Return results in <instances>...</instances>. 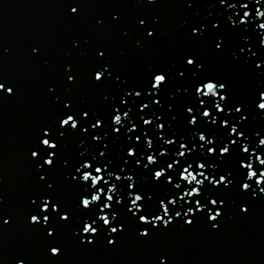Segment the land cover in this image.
<instances>
[{"label": "snow or ice", "instance_id": "snow-or-ice-1", "mask_svg": "<svg viewBox=\"0 0 264 264\" xmlns=\"http://www.w3.org/2000/svg\"><path fill=\"white\" fill-rule=\"evenodd\" d=\"M150 3H154L155 0H149ZM242 7L244 9L248 8L247 4L242 5ZM71 11L73 13L77 12L76 8H72ZM257 14H259V19L264 18V11H261L260 9H257ZM244 19H241L239 21V23L241 25H247L248 20L250 18V13L248 11H244ZM258 19V17H257ZM143 21H141V24L143 25ZM214 28H217L218 25H213ZM258 28L261 31H264V23H260L258 25ZM193 34H195V30L193 32ZM149 36L154 35L153 32H149L148 33ZM261 45L264 46V39L261 40ZM217 49L220 48V44L218 43L216 45ZM101 57L103 56V53H100ZM186 66L188 69H194V72L191 74L193 76H195L196 74L203 72L204 71V65L203 64H197L196 60L194 58H187L186 59ZM257 67H260V65L258 64ZM108 69L106 67L102 68L101 70L97 71L95 74V81L96 82H102L104 79V75L105 72H107ZM186 74V71H180L178 73L180 78H184ZM72 77H69V81H72ZM168 83V77L165 74H155L154 77L152 78V82H151V92L148 93V95H153L155 93H158L160 91V89L166 84ZM5 90V86L3 83H0V92H3ZM226 90V86L223 83H216L213 82V80L211 78L208 79L207 82H201L199 84V86H197L195 88V95L196 98L199 102V108H204L202 113H199V115L202 116L204 121H207L209 125L211 126H215L218 122L217 117L213 116L212 112L208 110V107L205 106L204 104V98H213L216 100L215 103V111L219 114H224L225 113V108L222 106L221 102H225L227 100V97L225 95H220V92H223ZM7 92L9 95L12 94L13 90L12 88H8ZM128 96L133 95V93H127ZM134 95L136 97H140L141 96V92L140 91H136L134 93ZM154 103L159 106L160 101L159 100H155ZM121 104L126 106L127 105V100H121ZM66 108H70V105H65ZM256 107L261 111L264 112V92H260L259 93V103L256 105ZM149 108L148 104H144L141 108L140 111L144 112L146 109ZM121 109L120 108H113V112L115 113L112 118H111V123L112 125H114L115 127H113L112 131L114 134L119 135L121 133L122 127H123V122L124 120L128 119L129 116V112L125 111L123 113V115L120 114ZM243 108L242 107H235V113L239 114V118L240 121H246L247 120V116L243 115ZM186 112L187 115L189 117H191V119L187 120V124L190 127L195 128V126H197L200 121L197 118V113H198V109L195 108V105L192 107H187L186 108ZM228 115H231V113L229 112ZM83 119H88L89 118V114L88 112H84L82 115ZM143 121V125L147 128L150 127L154 121L151 119H144L143 117L140 118ZM71 128L73 131L77 130L80 127V121L77 120L76 116L74 114H68L66 116V118L62 119L60 121V128L62 129H67V128ZM92 130L95 131L97 129H100L103 127V122L100 119H97L96 122L94 124L91 125ZM219 127L220 129H230L227 133V142L223 143L222 147H219V156L220 157H229L232 155V148L233 146H236L238 141L240 140H244L245 139V135H244V131L242 129H239L237 124H229L228 120H221L219 121ZM157 128L159 131H163L164 130V125L163 124H158ZM128 133H136L138 131V128L133 125L131 128H129ZM84 133L88 132V128H84L83 129ZM45 136H49L50 133L48 131L44 132ZM142 135L144 136V143L147 146V149L151 150L154 146V141L152 139H149V133L144 132L142 133ZM196 133H193V137L195 138ZM64 133L61 132L59 133V137H63ZM211 136V138H210ZM233 137H235V139H233ZM100 137L99 136H94L93 140L94 141H99ZM129 139H131V137H129ZM160 140L164 141V144L166 146H173L175 145L176 141L172 140V139H167L164 140L163 136L159 137ZM141 137L139 135H137L135 137V142L138 144L140 143ZM198 140L200 142V151L201 153H203L204 150V145H208L209 147L207 148V154L209 156H216L217 153V137L212 135L211 133L209 135H205L203 131H200L198 134ZM40 143L44 146V148L51 150L49 152L48 158L45 159L43 161V164L48 166V167H52L54 165L55 162V150L58 148V144L57 143H53L50 139H43L40 141ZM259 145L264 147V138L259 140ZM242 147V153L244 154H248L250 152V148L248 147L247 144H244L241 146ZM180 151L178 153V158L174 159L172 163H167V171L161 167L160 170H156L152 173V178L154 181H162L165 176L167 175V172H173L175 171V168L177 165L180 164V160L185 159V157L187 155H190L192 151H195V149L193 148L192 150L188 149V145L186 143H180ZM252 155L255 156V160L257 162H259L260 165L264 166V158H262L259 155H256L254 152L251 153ZM105 153L102 151L100 152V156H104ZM137 156V151L135 149V147H130L127 150V157L132 158L135 162V166L137 168L140 167L141 165V160L144 159V155H141L140 160H136ZM160 156L161 157H167L168 153L166 151H161L160 152ZM32 157L34 159H38L39 158V153L36 151L32 152ZM146 164L143 165V169L147 170L149 168V166L152 165H156L158 163L157 157L156 155L153 154H147L146 155ZM128 161H125V164L127 165ZM212 168V170L215 172L217 171V167H216V163L215 161L211 162L210 165H208ZM205 163H196L195 167L197 169H199L198 172H193L191 169L193 167L192 163H188L186 167H183L182 172L180 173V180L181 181H185L188 185H195V187H192L191 191H184L183 195H181L179 197V200L184 201L186 197H188L189 199L191 198H198L202 195V191L201 189L204 187L205 182L207 181L208 184L212 185L213 187L219 188L221 185H223L224 187H228V185L231 183V181L228 179V176L231 175V173L229 172L227 175H220L219 180H216L214 177H209L208 175L205 174L207 167ZM239 167L241 169H244L247 171V181H253L255 180V184L257 185V187H259L260 189V193L264 194V187H260L261 185H264V171H261L259 173V179H256L257 177V172L254 169V165L252 162L249 163H244V162H240L239 163ZM93 168V165L91 163L88 162H84L82 163L79 167L76 168V174L79 173H83L82 175H80L79 180L82 181L84 184H88L90 182L91 185V189L95 190L90 198L88 197V192L87 190H85V192L82 194V198L79 201L80 207H82L85 211H89L91 212L93 209L94 205H100L102 199L104 201H106L105 203L102 204L101 207H99V215H95V218H93V216H88L84 219V223H83V234L85 236H96L99 232V228L97 225V221H101L103 223V226L106 228L110 229V233L111 234H117L120 231H123V227L117 228V227H112V223L113 221H115L117 219V213L116 212H112V216L109 217V215L105 214L106 210L107 211H112L113 209V204L115 203L118 206H122L123 205V200L117 198V194H118V189L116 187V185H109L110 180L113 178V174L112 173H108V178H105V175L103 173L108 172V168L105 167H95V175L92 174L91 169ZM121 171H123V169H121ZM72 180L76 181L77 180V175H72ZM115 180L117 182H121L126 181L127 183V187H128V192H127V197L130 200V206L128 207L127 211L129 213H131L133 218L137 217V214L140 212L144 211V208L141 207V205L144 203V196L141 194H136L135 193V188H136V184L134 181V178L132 175H128L126 177H121L120 175H115L114 176ZM41 180H44L45 177L41 176L40 177ZM173 179L171 176H168L167 179V184L172 185ZM103 184L107 187V194H105L104 188L100 187V185ZM49 189L52 187L50 184L48 185ZM174 187L176 189H179L181 187L180 184H174ZM251 189V184L250 183H243L242 184V190L247 192ZM149 199H151V197H149ZM36 201H33V204H35ZM43 203V207L39 209L40 212L42 213H48L49 211L52 212H59V208L57 205L53 204L52 201L50 199H43L42 200ZM177 203V201L175 199H169L167 201V204L164 203L163 200H161L160 202V209L162 210V215H155L153 217V219H149L147 215H139L138 219H139V223L142 225H151L152 227H157L159 224H163L164 227H168L171 223H172V219H171V215H170V208L169 205H173L175 206ZM211 205L213 207L217 206V200L212 199L210 201ZM196 210L199 212H203L204 209L200 204V200L197 199L196 200ZM242 211H247V209H242ZM177 217L180 216V213L178 212ZM189 215H194L191 207H189V210L187 212L184 213V216L187 217ZM221 216V212L220 211H216L215 214H209V220L212 222H215L218 217ZM167 218V219H166ZM50 216L49 215H44L43 216V224L44 225H48L50 223ZM59 219L61 221L67 222L70 219V216L68 214H64L61 215L59 217ZM91 221V222H89ZM193 220L192 219H186L185 223L189 226H191L193 224ZM4 223H8V221H4ZM31 223L33 225H39L41 223V219L39 215H32L31 216ZM54 231L53 230H49L47 232V235L49 237L54 236ZM140 235L143 237H147L149 235V232L147 230H144L142 232H140ZM82 242H86V243H93V240L89 239L87 241H82ZM108 243L110 245L114 244L115 241L109 239ZM60 254V249L57 247H52L51 248V255L52 256H58Z\"/></svg>", "mask_w": 264, "mask_h": 264}, {"label": "water", "instance_id": "water-1", "mask_svg": "<svg viewBox=\"0 0 264 264\" xmlns=\"http://www.w3.org/2000/svg\"><path fill=\"white\" fill-rule=\"evenodd\" d=\"M32 215L0 131V264H57Z\"/></svg>", "mask_w": 264, "mask_h": 264}]
</instances>
